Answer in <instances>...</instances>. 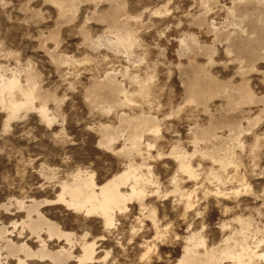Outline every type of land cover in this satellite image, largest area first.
Returning <instances> with one entry per match:
<instances>
[{
    "label": "rangeland",
    "instance_id": "obj_1",
    "mask_svg": "<svg viewBox=\"0 0 264 264\" xmlns=\"http://www.w3.org/2000/svg\"><path fill=\"white\" fill-rule=\"evenodd\" d=\"M12 76L32 93L9 120L0 101V264H52L23 252L41 248L35 202L74 234L72 247L42 234L66 264L82 235L97 243L86 264H264V0H0ZM129 167L120 190L145 195L110 228L44 204L75 172L99 185Z\"/></svg>",
    "mask_w": 264,
    "mask_h": 264
},
{
    "label": "bare ground",
    "instance_id": "obj_2",
    "mask_svg": "<svg viewBox=\"0 0 264 264\" xmlns=\"http://www.w3.org/2000/svg\"><path fill=\"white\" fill-rule=\"evenodd\" d=\"M229 11L231 12V10ZM15 91H19L21 94H23L25 96V99H15L13 97V93ZM31 93L32 91L29 87H22L19 84L18 80L13 76L12 78H5L0 80V101L1 103L5 104L10 110L8 120L15 116L18 110L30 104L29 97ZM225 94L227 98H234L236 101L241 100L243 98V95L240 92H229ZM6 95H8L7 98ZM42 115L45 117V113L43 110ZM180 167L185 169L184 171H187V168L184 163H181ZM130 177L133 178L136 176L129 167L126 170H123L120 173L113 175L104 183L97 185L94 181L93 173L83 174L78 171L72 174L71 180H64L58 184L60 188V193L57 194L56 200H45L44 204H61L66 206L68 209L83 212L87 216L94 215L100 217L103 219L105 228H110L113 225L114 215L116 212L120 213L126 210V204L130 203L134 199H142L145 195L142 189L137 188V182H134L135 184L130 187V192L128 193L120 190L121 185L126 183V181L130 179ZM38 206L39 203L36 202L31 203L27 206V226L29 231L40 242L41 248L33 252L24 245L23 252L25 253L26 257H30L33 255L43 257L44 255H47V257L52 259V264H66L67 258L73 257L71 250L62 248L61 250H58L56 252H49L45 247V240L42 238V234L45 233L49 241L52 239H64L65 242L70 245V247H72L73 242H75L74 234L61 230L58 224L45 218L42 213L38 210ZM33 212H36L37 217L35 219H33L31 216ZM80 238L82 240L80 243V254L75 256L78 261V264L94 262L95 254L97 253L96 240H85L86 235H82ZM99 238L104 239V236H100ZM7 242L8 245L12 246L11 248L14 249L13 245L9 241ZM212 255L213 252H210L205 253L204 256L202 255L199 257L194 254H188L187 252L182 256V259H180L179 263L185 261L188 264H208V261L212 257ZM237 262L238 264H242L244 262L243 257L241 255L237 256ZM18 264H26V261L19 258Z\"/></svg>",
    "mask_w": 264,
    "mask_h": 264
}]
</instances>
